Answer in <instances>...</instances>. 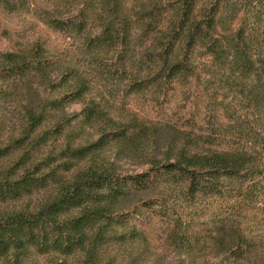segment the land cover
Listing matches in <instances>:
<instances>
[{
    "label": "trees",
    "instance_id": "obj_1",
    "mask_svg": "<svg viewBox=\"0 0 264 264\" xmlns=\"http://www.w3.org/2000/svg\"><path fill=\"white\" fill-rule=\"evenodd\" d=\"M48 1L53 3L40 9L42 21L71 39L73 50L53 58L36 43L20 53H0V95L4 87L22 88L30 97L20 130L0 140V264H22L33 253L63 258L56 264L69 258L117 264L106 250L146 242L144 228L154 218L167 224L176 251L190 255L199 237L172 216L166 193L177 186L194 199L223 195L226 186L239 183L235 197L252 200L258 189L264 193V162L256 152L264 150V140L210 151L187 132L162 138L161 125L110 116L107 96L114 90L124 98L146 94L162 110L175 84L187 85L205 72L227 92L229 110L238 108L237 126L264 131V0ZM34 2L0 0V9L18 12ZM34 89L49 96L36 98ZM75 102L82 104L80 113L65 119V106ZM80 116L96 129L95 141L67 142L58 156L45 159L36 154L52 131L61 135ZM151 137L153 148L167 153L161 161L151 158L143 172L121 175L98 159L111 144L132 149ZM40 191L46 196L33 208L4 207ZM261 212L264 220V203ZM220 231L215 247L227 264L263 260L257 246H264V232L256 241L234 225Z\"/></svg>",
    "mask_w": 264,
    "mask_h": 264
},
{
    "label": "rangeland",
    "instance_id": "obj_2",
    "mask_svg": "<svg viewBox=\"0 0 264 264\" xmlns=\"http://www.w3.org/2000/svg\"><path fill=\"white\" fill-rule=\"evenodd\" d=\"M52 3L48 0H35L29 9L12 13L0 9V53H20L36 43L44 46L49 57H65L67 52L70 53L73 50L72 40L50 30L41 19L40 9L52 6ZM205 74L201 72L199 79L191 80L187 85L175 84L169 94L168 103L162 110L155 108L149 95L138 94L124 98L121 90H114L113 95L108 93L106 108L109 110V115L117 120L134 115L148 125H161L162 138L177 137V133L187 132L202 145L211 148L210 151H227L221 149L262 143L264 131L257 130L253 133L245 130L244 127L237 126L236 120L238 114L240 115L238 108L235 109L232 106L234 113L229 110V99L224 100L227 92L221 89L216 79ZM3 91L4 95H0L1 141L7 140L10 135H16L24 120V111L30 105V97L22 88L11 90L4 87ZM33 91L36 98L49 96L48 91L47 93L43 90L37 92L34 89ZM96 97L99 100L100 94L97 93ZM81 109L82 104L79 102L65 106V119L79 114ZM53 125L54 123L47 124L48 128H53ZM97 138L96 129L84 124L80 116L72 119L68 125L65 124L61 135L52 131L46 145L36 150V154L41 159L50 155L58 156L67 142L79 145L95 141ZM153 142V137L143 139L138 141L132 149L111 144L108 148L101 150L98 159L113 166L121 175L143 172L150 167L151 158L161 161L167 153V150H155ZM256 152L264 162V150H256ZM52 160L55 161L56 157ZM76 163L78 166L85 164L79 161ZM52 164L55 165V162ZM259 182L264 185L262 180ZM239 185V183L229 184L223 191L225 192L223 195L197 196L194 199H190L177 186L170 187L164 199L172 209V216L181 219L184 225L188 226L190 233L197 234L199 237V244L190 255L176 251L167 238L169 227L164 221L154 218L144 228L146 242L127 245L124 249L114 247L109 250L108 248L107 256H116L117 264H128L135 259L138 264H227L224 256L220 255L215 247L214 240L219 237L220 230L230 229L231 225L241 227L250 238H255L256 241L260 240L264 232L261 212L264 198L259 197V195L264 196L263 190L258 189L252 200L241 202L235 197ZM45 196L46 192L40 191L30 197L8 203L4 207L9 210L33 208ZM129 209L127 205L125 210ZM230 215L233 217L225 222L227 226L225 227L223 222ZM257 248L263 260L256 263L264 264V246L259 245ZM62 259L58 256H41L33 253L25 258L22 264H56ZM66 264H76V259H66ZM231 264L243 263L232 262Z\"/></svg>",
    "mask_w": 264,
    "mask_h": 264
}]
</instances>
